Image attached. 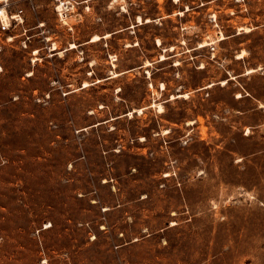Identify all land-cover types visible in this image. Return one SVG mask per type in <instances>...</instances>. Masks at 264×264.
<instances>
[{
    "label": "rangeland",
    "instance_id": "1",
    "mask_svg": "<svg viewBox=\"0 0 264 264\" xmlns=\"http://www.w3.org/2000/svg\"><path fill=\"white\" fill-rule=\"evenodd\" d=\"M1 8L0 264H264V0Z\"/></svg>",
    "mask_w": 264,
    "mask_h": 264
},
{
    "label": "bare ground",
    "instance_id": "2",
    "mask_svg": "<svg viewBox=\"0 0 264 264\" xmlns=\"http://www.w3.org/2000/svg\"><path fill=\"white\" fill-rule=\"evenodd\" d=\"M0 1H3V0H0ZM61 6L60 5H57V7H56V9L57 10H61V8H60ZM62 12V11H61ZM0 15H1V17L4 19V22H6L7 23V20H8V16H7V14H6V12H5V10L3 9V8H1L0 9ZM138 20H141V18L140 17H138ZM146 20H148V19H146ZM105 35H108V33L107 34H105ZM223 36H221L220 35V38H222ZM99 38V36L98 35H94L93 36V38L91 39V40H97ZM157 44H160V41H159V39H157ZM73 46H75L74 44H71L70 45V47H73ZM238 56L240 57V56H242V54H238ZM118 73H112V76H115V75H117ZM210 84H208V86H209Z\"/></svg>",
    "mask_w": 264,
    "mask_h": 264
},
{
    "label": "built area",
    "instance_id": "3",
    "mask_svg": "<svg viewBox=\"0 0 264 264\" xmlns=\"http://www.w3.org/2000/svg\"><path fill=\"white\" fill-rule=\"evenodd\" d=\"M0 22H1V27H2V28H5L6 25L4 24V19H1V18H0Z\"/></svg>",
    "mask_w": 264,
    "mask_h": 264
}]
</instances>
